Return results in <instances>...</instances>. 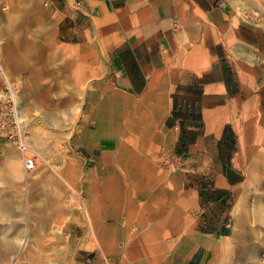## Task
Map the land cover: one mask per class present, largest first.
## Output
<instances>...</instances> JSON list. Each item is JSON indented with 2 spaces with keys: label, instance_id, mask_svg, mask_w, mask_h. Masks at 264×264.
<instances>
[{
  "label": "crops",
  "instance_id": "obj_1",
  "mask_svg": "<svg viewBox=\"0 0 264 264\" xmlns=\"http://www.w3.org/2000/svg\"><path fill=\"white\" fill-rule=\"evenodd\" d=\"M35 1L42 8L47 3L52 27L67 26L63 32L67 42L59 47L62 61L52 70L54 86L60 88L63 82V87L75 88L64 99L75 104V109L92 104L89 110L79 111L77 129L67 143L70 152L61 165L64 181L79 184L84 191L89 222L75 226V231L67 221L54 224L51 215L55 211L66 217L70 212L52 206L51 197L45 196L47 184L51 190L56 186V176L38 174L42 185L37 200L47 201L42 214L47 208L49 216L48 222H40L35 229L46 232L42 236L65 238L69 264L83 257L82 252L93 255L94 264H105V256L118 264H169L170 260L210 264L226 236L219 235L220 242L216 233L181 236L184 206L193 213L199 195L196 185L185 190L183 179L208 175L216 167L221 174L206 176L214 182L210 194L215 196L240 184L238 170L226 169L219 157L209 158L202 138L190 145L192 154L182 159L181 168L178 163L176 168L164 167L155 154L161 147L171 154L177 144L179 121L167 125L174 109L201 115L205 129H220L211 116L224 115V105L243 93V74L250 70L248 62L254 57L239 34L248 14L237 12L238 8L246 10V2ZM218 48L231 61L229 70L238 78L233 83H240L235 95L225 84ZM182 76L194 78L197 85L201 82V107L194 96H188L190 91L186 96L175 95ZM6 151L14 153L10 148ZM55 157H45L48 166L55 165ZM184 246L185 250L180 249ZM2 247L6 243L0 241Z\"/></svg>",
  "mask_w": 264,
  "mask_h": 264
},
{
  "label": "rangeland",
  "instance_id": "obj_2",
  "mask_svg": "<svg viewBox=\"0 0 264 264\" xmlns=\"http://www.w3.org/2000/svg\"><path fill=\"white\" fill-rule=\"evenodd\" d=\"M240 1L241 4L246 2L247 7L246 10L238 8L237 13L247 12L248 20L239 27V34L255 57L248 62L250 70L243 74L245 89L240 97L224 105L227 110L224 115L211 116L213 123L221 125L220 129H205L202 118L203 129H195L198 120L194 119L190 121L193 125L178 127L177 144L183 132H194V143L202 138L207 145V156L219 157L224 164L229 162L238 170L241 182L224 194L213 193L215 196H212L210 189L214 187V182L206 176L221 174L222 171L212 167L208 175L201 174L198 178L185 176V190L196 185L199 195L193 213L184 206L185 230L181 236L189 238L193 232L216 233L220 242L223 238L219 236V229L225 226L228 236L218 251V255L221 251L219 264H264V246L261 245L264 240V0ZM45 9V5L42 8L35 0H0V97L4 91V76L18 85V105L32 136L31 148L37 159L33 170H23L18 151L0 140V241L6 243L0 252V264H69L65 261V238L42 236L46 232L34 227L40 222H48L49 216L47 208L42 214L43 208L48 206L47 201L41 203L37 200V189L42 185L37 182L38 174L56 176V186H51V190L47 184L45 196L51 197L52 206L71 213H67L66 217L55 211L51 215L54 216V224L67 221V224H72L67 226L75 231V226L89 222L84 191L79 184L75 186L64 181L61 165L70 152L67 148L71 147L67 143L77 129L79 111L89 110L92 104H82L81 108L75 109V104L64 101L75 88L69 85L65 88L63 82L60 88L54 86L52 70L62 61L59 47L67 42L63 33L67 26L52 27ZM222 52L218 48L216 54L225 77L231 61ZM233 79H238L235 74ZM197 83L194 78L182 76L175 95L186 96L190 91L188 96H194L201 107V94H198L201 82ZM239 84L234 83L236 87H231L232 90L237 89ZM249 124L252 126L249 127ZM186 138L191 139L190 136ZM228 142L234 143L232 151L227 149ZM177 144L171 154L162 147L155 154L164 167L176 168L179 164L181 168L182 159L192 154H189L190 145L186 147L185 154H180ZM7 148L14 153L7 152ZM56 154L55 165L48 166L45 157L53 159ZM69 233L70 230H67V235ZM70 244L75 247L73 242ZM186 248L180 247L182 250ZM82 253L83 257H77V262L72 264H94L93 255ZM103 261L105 264H118L112 256H105ZM169 264L178 263L170 260Z\"/></svg>",
  "mask_w": 264,
  "mask_h": 264
},
{
  "label": "built area",
  "instance_id": "obj_3",
  "mask_svg": "<svg viewBox=\"0 0 264 264\" xmlns=\"http://www.w3.org/2000/svg\"><path fill=\"white\" fill-rule=\"evenodd\" d=\"M19 93L18 85L4 76V91L0 97V140L13 146L21 155L23 170L31 171L36 167L37 159L18 105Z\"/></svg>",
  "mask_w": 264,
  "mask_h": 264
},
{
  "label": "trees",
  "instance_id": "obj_4",
  "mask_svg": "<svg viewBox=\"0 0 264 264\" xmlns=\"http://www.w3.org/2000/svg\"><path fill=\"white\" fill-rule=\"evenodd\" d=\"M224 81H225V84L229 90V93H231V95H235L237 90L234 89L232 90L231 87H236L234 85V79H233V73L230 72V70H228L227 74L224 75ZM173 99L175 100V95H173ZM198 120V123L195 125V129H203V124L202 122H200L201 120V115L199 114H195V113H192V114H188V113H183V112H176V109H174L172 112H171V115L167 121V125L169 126H172L176 121H179V124L181 127L185 126L186 124H190V125H193L192 120ZM225 135H226V129L225 131H223V134H222V139L224 140L225 138ZM187 136H190L191 139L188 140L186 137ZM195 138H196V134L194 132H189V133H185L184 132L182 133L181 137L179 138V142L177 144V150L179 148V153L180 154H185L186 153V147L193 144L195 142ZM233 147H234V143L233 142H228L227 144V149L229 150H233ZM227 165V168L226 169H232V166L229 164V162L225 163ZM232 171H234L232 169ZM236 172V171H235ZM219 235L221 236H228V231L226 229H224L223 227L220 228L219 230Z\"/></svg>",
  "mask_w": 264,
  "mask_h": 264
},
{
  "label": "bare ground",
  "instance_id": "obj_5",
  "mask_svg": "<svg viewBox=\"0 0 264 264\" xmlns=\"http://www.w3.org/2000/svg\"><path fill=\"white\" fill-rule=\"evenodd\" d=\"M1 67V66H0ZM2 68V67H1ZM247 111V110H246ZM245 114V113H244ZM247 125V124H246ZM250 126L249 127H251L252 126V124H249ZM224 243V242H223ZM261 245L262 246H264V240L262 241V243H261ZM220 248V247H219ZM219 248L217 249V253H218V251H219ZM3 249L2 248H0V252L2 251ZM210 264H219V255L216 257H213V259H212V261H211V263ZM240 264H242V263H240Z\"/></svg>",
  "mask_w": 264,
  "mask_h": 264
}]
</instances>
